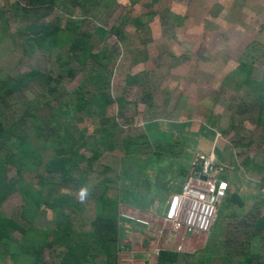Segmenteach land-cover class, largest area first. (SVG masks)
I'll return each mask as SVG.
<instances>
[{
	"label": "rangeland",
	"instance_id": "rangeland-1",
	"mask_svg": "<svg viewBox=\"0 0 264 264\" xmlns=\"http://www.w3.org/2000/svg\"><path fill=\"white\" fill-rule=\"evenodd\" d=\"M57 1L64 7L42 23L74 25L72 38L98 60L71 64L70 46L36 47L22 31L29 22L6 11L15 0L0 2V156L19 154L24 137L35 147L20 175L6 164L24 190L0 193V227L10 222V239L26 248L46 244L42 260L28 249L10 264H105L121 244L115 264H156L161 249L178 252L177 264H264V115L248 83L264 81V0ZM152 121L201 132L197 147L217 149L218 175L243 178L207 235L162 229L197 136L170 142ZM5 141L16 151L5 154ZM106 218L122 228L116 245L104 238Z\"/></svg>",
	"mask_w": 264,
	"mask_h": 264
},
{
	"label": "trees",
	"instance_id": "trees-1",
	"mask_svg": "<svg viewBox=\"0 0 264 264\" xmlns=\"http://www.w3.org/2000/svg\"><path fill=\"white\" fill-rule=\"evenodd\" d=\"M1 1L2 0H0V2ZM65 1L67 3L70 2L73 5L78 3V0H65ZM62 4L63 3L58 2L57 0H15V2H13L12 4H10L8 6L6 11L10 10V11H12V14H14L15 16L21 17V19L25 22H29V25L22 31L25 35L29 33L28 35L31 38L30 40H31V42L34 43V45L36 44V47H42L43 45H45V47L49 48V49L61 48V51H65V49H67L70 46L71 47L70 52H72V51L74 52V57H73V55L72 56L68 55L66 58L68 59V63H69V61L70 62L72 61L71 64H74L75 60H77V59H78V62L81 63V66L87 65L88 64L87 61H90L91 58H95L98 60V57H95V55H93L91 46L89 45V43H87L86 41L83 40L82 36H80L81 39L78 41H75L74 38H72L73 30L75 29V28H73L74 25L66 26V24H68V23L63 24V21L61 18L57 19L56 23L55 22L52 24L42 23L41 20H44L48 16L53 14L57 8L59 10L61 7H64ZM78 5L82 6L81 4H78ZM86 7L87 6H85V8ZM4 8L5 7H3V8L0 7V14H2V15L6 12ZM31 42L28 41L29 44H32ZM33 48L34 47L30 48L31 52H32ZM69 54H71V53H69ZM63 55H64V57L63 56L59 57V63L60 64H63V61L65 59V55H66L65 52ZM100 61L101 60H99V62ZM246 66L247 65L242 64V67L239 69L238 73L241 72L242 70H244L246 68ZM63 74L65 75L66 73L62 72L61 75H63ZM62 77H64V76H62ZM250 81H248V83L251 86V90L254 93H256V98L259 101V106H260L259 113L264 115V81L259 82L255 86L252 84L253 82H250ZM58 85H59V81H58ZM56 89L57 88L52 87V88H50V91L53 93H58V91ZM145 92H144V94H145L144 100L146 101V98L149 95L147 93L148 92L147 90H145ZM79 98H81V99L77 101L78 102L77 104L83 105L84 104L83 98L82 97H79ZM146 103H148V101H146ZM77 104H76V106H77ZM148 104L152 105L151 102ZM1 110H2V107L0 106V111ZM34 116H35L36 120L39 118L35 114H34ZM34 122L35 121H33L31 123V125L34 124ZM163 122L161 121V122L157 123L154 121V122H151L150 125L149 124L148 125L151 127H154L156 130L160 127L159 123H163ZM165 123H167V122H165ZM12 124H9V127H11V126L14 127V124L13 125ZM177 125L178 124H175V126H177ZM2 126H3V124L0 123V135L2 134L1 131L4 130ZM169 127H171V126H169ZM174 129H177V128H174ZM31 133H32V131H31ZM31 133H30V135H31ZM163 133L168 136L167 141H170V142L173 141V139L176 135L177 137L182 136L181 138H182L183 142L186 143V139L184 138L185 135H183L182 133H172V131L163 132ZM179 134H181V135H179ZM45 136H48V134ZM22 140H23V142L21 143L22 145L19 148V149H21L19 154L7 155L8 156L7 158H5L4 156L3 157L0 156V193L1 192L8 193L9 190H10V193H12L11 189H13L14 191L16 189H18V185L20 182L18 179H15V177L11 178L9 176L6 164H10V165L17 164L16 168H17L18 173L20 175V172L23 171V164L20 162V160L24 157H26V158L27 157H33L34 158V153H35L34 148L35 147L33 148V145H31L29 138L26 139L24 137ZM7 142L8 141H5V143L9 146L6 145V146L2 147L5 151V154H7L8 152L9 153L13 152L14 150L16 151V149L18 147V145L17 146L14 145L16 142H14L12 144L7 143ZM186 148H187V145H185V147L183 149L185 150ZM156 151H154V154L151 155L152 157L153 156L157 157L158 151L157 152ZM55 161H57L59 166L65 165V164H63L64 161H60L59 159L55 160ZM148 165L150 167H152V170H154V169L160 170L159 164H156V167H155V165L152 162H148ZM167 167L168 166H166V168ZM170 167H171V164H169V168ZM60 169H61V167H60ZM1 170H3L4 172H2ZM63 170H65V169H63ZM143 170L144 169L142 168L141 171L143 172ZM194 171L195 170L191 171V174H193ZM54 172H57V171H54ZM147 176H148V179L151 180L150 176L149 175H147ZM219 178L222 179L221 176H219ZM132 183H134V182L131 181V183L130 182L126 183L124 185V187L125 186H131ZM19 189L24 190V189H22V185H19ZM126 189H127V187H126ZM125 195L126 194H124V197H125ZM126 196H128V194ZM2 198L3 197H0V199H2ZM126 199L127 198H124V202L126 201ZM44 202L47 203L50 207H56L57 206V204L54 203V200L52 197H46ZM39 204L40 203L38 202V205ZM110 222L111 221L109 220V218H106V220L104 221V224H105V228L103 229L104 230V238L107 240H110V239L112 240V236H114L112 241H114V245H116V243L119 242L120 236L122 234V232H121L122 228L120 227L119 222H117V221L114 222L112 224V226H111ZM263 222H264V220H263ZM7 223H8L7 228L3 227V229H2V227H0V244H1V246H0V264H10L11 262H14L17 259V257L20 255V252L23 253V252L27 251L28 249L30 252H32L31 256L34 259V261H37L38 258L40 260H42L41 257H42L43 250L46 249L45 248L46 244H44V245L38 244V245H36L37 249L32 250L29 247L28 248L24 247L23 244H18L17 242H14L13 240L10 239V233H8V228H9L11 223L10 222H7ZM109 224H110V226H108ZM100 234L102 235L103 233L101 232ZM46 238H48V236ZM47 244H48V242H47ZM50 245L51 244H48L47 246L50 247ZM121 246L123 247V244H121L119 246V248L117 247L115 249V251H113V253L109 254L110 257L107 255L105 264L118 263V261H119L118 255H119V252L121 251ZM178 254L179 253L175 252V251L173 252V251H169L167 249H161L158 253L156 264H177V262L179 261V258H180V256ZM68 255H69V253H68ZM259 255L260 254H257L256 256H259ZM7 259L9 260V263H7L8 262ZM176 260H177V262H176Z\"/></svg>",
	"mask_w": 264,
	"mask_h": 264
},
{
	"label": "built area",
	"instance_id": "built-area-1",
	"mask_svg": "<svg viewBox=\"0 0 264 264\" xmlns=\"http://www.w3.org/2000/svg\"><path fill=\"white\" fill-rule=\"evenodd\" d=\"M191 168L194 173L186 176L180 190L166 203L162 229L170 235L209 234L230 189L228 182L219 178L213 150L194 154Z\"/></svg>",
	"mask_w": 264,
	"mask_h": 264
},
{
	"label": "crops",
	"instance_id": "crops-1",
	"mask_svg": "<svg viewBox=\"0 0 264 264\" xmlns=\"http://www.w3.org/2000/svg\"><path fill=\"white\" fill-rule=\"evenodd\" d=\"M153 103V102H152ZM151 103V104H152ZM150 106H152V105H150ZM166 112V111H165ZM169 112V111H168ZM152 122H154V121H152ZM155 122H157L158 123V121H155ZM167 123H159V125H165V127H167V128H164V129H162V131H164V132H169V131H172V133H184V134H188V135H191V136H197L194 140H195V148H198L197 146H198V144H199V142H203V144H205L204 143V137H202L201 136V132H199V131H197V130H192V132H190V131H185L184 130V128L182 127V125H180L181 123H182V121L181 122H178L179 124L177 125V126H175V125H173V123H171V121L170 122H168V121H166ZM180 125V126H179ZM169 126H171V127H169ZM179 127V128H178ZM181 127V128H180ZM173 128V129H172ZM174 128H177V129H174ZM172 129V130H171ZM183 134V135H184ZM193 140V139H192ZM191 140V141H192ZM209 148V147H208ZM196 150V149H195ZM206 149L204 148V145H202L201 147H199L198 148V150H197V153H204L205 152V154H206ZM213 152L214 153H216V157H219V154H218V152H217V149H214L213 150ZM218 159V158H217ZM219 162V161H218ZM192 171V170H191ZM252 173V175L253 174H255V173H253V172H251ZM222 178V177H221ZM224 181H227L228 183H229V186L231 185V186H236L237 185V187L238 186H241V187H243V188H245V185L243 184V178H242V176H240L238 173H235V174H233L232 176H226L225 177V179L224 178H222ZM262 179V178H261ZM252 181L254 180L253 178L251 179ZM251 180L250 179H248V177H247V183L248 184H251ZM259 181V180H258ZM264 182H262V187L264 188V184H263ZM231 186H230V189H231ZM179 190H180V187H179ZM178 190V191H179ZM263 191H264V189H263ZM124 247V246H123Z\"/></svg>",
	"mask_w": 264,
	"mask_h": 264
},
{
	"label": "clouds",
	"instance_id": "clouds-1",
	"mask_svg": "<svg viewBox=\"0 0 264 264\" xmlns=\"http://www.w3.org/2000/svg\"><path fill=\"white\" fill-rule=\"evenodd\" d=\"M223 180V179H222ZM227 182V181H226ZM229 184V183H228ZM230 187V186H229ZM230 190V189H229ZM173 195V194H172ZM227 196H228V194H227ZM171 197V196H170ZM169 200V199H168ZM167 203V202H166ZM165 209H166V205H165ZM164 212H165V210H164ZM164 214V213H163ZM122 248H125V246L124 247H122ZM160 251V250H159Z\"/></svg>",
	"mask_w": 264,
	"mask_h": 264
},
{
	"label": "water",
	"instance_id": "water-1",
	"mask_svg": "<svg viewBox=\"0 0 264 264\" xmlns=\"http://www.w3.org/2000/svg\"><path fill=\"white\" fill-rule=\"evenodd\" d=\"M203 179H205L204 177H202Z\"/></svg>",
	"mask_w": 264,
	"mask_h": 264
}]
</instances>
